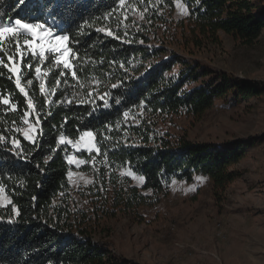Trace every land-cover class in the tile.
Here are the masks:
<instances>
[{"label": "trees", "instance_id": "16d2710c", "mask_svg": "<svg viewBox=\"0 0 264 264\" xmlns=\"http://www.w3.org/2000/svg\"><path fill=\"white\" fill-rule=\"evenodd\" d=\"M176 1L125 0L121 7L120 0H31L27 6L0 0L2 18L55 28L57 34L70 36V46L79 56L72 60L78 80L70 71L61 76V65L26 59L34 66H21L22 86L35 110L28 109L14 75L0 66V98L10 102L0 104V136L5 138L0 141V185L12 201L0 206V264H119L109 247L93 242L70 221L69 156L86 161L81 170L93 178L88 194L106 216L119 212L139 217L138 209L158 203L173 181L191 183L196 176L205 177L219 197L236 178L230 169L244 156L241 145L192 144L156 130L161 116L184 113L200 118L215 99L238 102L261 92L227 75L210 76L198 63L159 62L165 50L150 46V35L156 33V24L166 22L164 16ZM179 2L189 9L188 30L193 36L215 39L223 32L252 44L264 31V0ZM138 12L143 14L141 21L134 17ZM178 62L181 67L173 72ZM35 66L42 67L39 78ZM26 111L30 123L41 121L35 143L21 132L27 126ZM17 127L20 131H14ZM82 131L94 133L102 154L72 150L67 141L74 142ZM61 135L64 145L57 142ZM13 138L20 148H13ZM129 168L145 177L144 185L120 175ZM13 205L18 215L11 211Z\"/></svg>", "mask_w": 264, "mask_h": 264}, {"label": "rangeland", "instance_id": "374dc122", "mask_svg": "<svg viewBox=\"0 0 264 264\" xmlns=\"http://www.w3.org/2000/svg\"><path fill=\"white\" fill-rule=\"evenodd\" d=\"M176 4L150 35L149 45L165 50L159 62L198 63L210 76L227 75L261 92L238 102L215 99L200 118L184 113L161 116L156 130L192 144L241 145L244 156L230 169L236 178L219 197L205 177L196 176L191 183L175 181L158 203L140 207L139 217L119 212L106 216L88 194L93 178L81 170L86 163L77 165L79 158L72 156L70 221L93 242L109 247L119 264H264V31L252 44L223 32L215 39L193 36L189 14L183 15ZM141 14L134 15L137 21L143 20ZM2 17L0 23L11 20ZM25 58L39 61L30 53ZM180 67L178 62L172 71ZM70 147L75 153H88L83 145L80 151Z\"/></svg>", "mask_w": 264, "mask_h": 264}, {"label": "snow or ice", "instance_id": "6c2138e0", "mask_svg": "<svg viewBox=\"0 0 264 264\" xmlns=\"http://www.w3.org/2000/svg\"><path fill=\"white\" fill-rule=\"evenodd\" d=\"M31 3V0H17V4H23L27 6ZM125 5V0H120V6L123 7ZM177 8L181 9V13L183 15L189 14V9L185 4L179 3L177 0L176 4ZM132 11H136L135 8ZM109 17H105L108 19ZM141 18H143V14H141ZM125 20L128 17L125 15ZM96 31L104 32L105 35H112V32L105 28H97ZM23 38V43H21V39ZM70 36L68 35H58L54 34L50 28H46L42 23H31L26 22L22 19H15L14 23L10 20L7 24L0 23V53L6 55V61L4 59V55H0V66L7 69L8 73L15 76V84L21 93L24 94L28 109L35 110V105L31 99H28V92L25 87L22 86V76H21V66L23 64H27L29 69L33 68V64L28 63L26 60V54L30 53L33 58H38L39 61L54 63L56 65H62L65 71H61L59 74L61 76L68 75V72H71L72 78L74 80H78L79 77L77 72L75 71V67L72 63V60L79 59L78 54L75 53L74 49L70 46ZM5 44H11V49H6L4 47ZM19 57V59L17 58ZM42 72V67L35 66V73L39 78ZM44 75H48V73H44ZM11 79V76H9ZM28 85H31L33 81L28 79L26 81ZM59 83V81H58ZM40 93L43 95L45 93V84L43 82L40 83ZM115 87V85H113ZM89 96L92 95L91 92L88 93ZM47 102V100L45 101ZM9 100L7 98H0V104L9 105ZM71 103V101H69ZM13 112L16 111V105H10ZM30 112L26 111L23 116V123L28 125L27 129L23 131V136L25 140H28L32 143H35V137L33 133H38L37 126L41 123L39 119L35 121V123L29 122ZM128 113H125L127 117ZM15 124V121L13 122ZM14 131H20V129L14 128ZM5 138L0 136V141H3ZM59 144L64 145L66 143L65 136L61 135L57 141ZM72 147H74L77 151L81 150V146L88 153L96 152L97 154H102L101 149L98 144L95 142V135L92 131H82L79 135V138L74 142L71 140L67 141ZM12 146L15 149L20 148V142L13 138ZM68 163H73V157L69 156ZM106 159V154H105ZM77 165L85 164L86 161L82 159H77L75 161ZM94 166V165H93ZM72 172H68V177L71 179ZM121 176L131 177L132 179L139 182L140 185H144L145 177L143 175H137L135 171L129 168L126 171L120 172ZM199 182H203V178ZM175 183V181H173ZM102 190V189H101ZM195 191V189H190ZM4 188L0 185V206H4L3 201L7 200V197L4 195ZM8 204H12L11 200H7ZM11 211L14 214H19L18 209L13 205Z\"/></svg>", "mask_w": 264, "mask_h": 264}, {"label": "built area", "instance_id": "2783aa9c", "mask_svg": "<svg viewBox=\"0 0 264 264\" xmlns=\"http://www.w3.org/2000/svg\"><path fill=\"white\" fill-rule=\"evenodd\" d=\"M177 246L179 247L180 245L177 244Z\"/></svg>", "mask_w": 264, "mask_h": 264}]
</instances>
